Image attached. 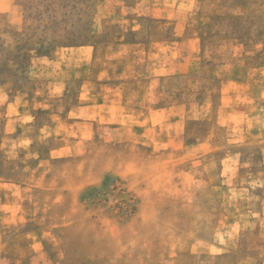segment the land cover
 I'll return each mask as SVG.
<instances>
[{
	"label": "rangeland",
	"instance_id": "obj_1",
	"mask_svg": "<svg viewBox=\"0 0 264 264\" xmlns=\"http://www.w3.org/2000/svg\"><path fill=\"white\" fill-rule=\"evenodd\" d=\"M0 5V162L22 168L17 183H26L51 256L72 264H193L202 257L195 243L231 225L244 229L237 245L252 246V229L264 227L252 225V197L264 194V143L252 147V115L261 110L250 103L249 119L234 112L232 123L221 110L235 104L224 101L227 90L239 91L242 104L264 86V0ZM86 49L94 50L90 63ZM44 56L66 57L60 75L72 81L70 91L48 89L60 69ZM113 72L139 87L127 115L178 106L194 116L154 129L68 119L89 76L74 74ZM15 98L20 114L11 118L6 103ZM43 125L56 128L40 135ZM26 127L30 138L15 137ZM202 143L203 152L187 148Z\"/></svg>",
	"mask_w": 264,
	"mask_h": 264
},
{
	"label": "crops",
	"instance_id": "obj_2",
	"mask_svg": "<svg viewBox=\"0 0 264 264\" xmlns=\"http://www.w3.org/2000/svg\"><path fill=\"white\" fill-rule=\"evenodd\" d=\"M1 6V5H0ZM94 49V48H93ZM173 47L168 50L167 54H173ZM81 52V51H79ZM85 55H92L90 57V63L93 53H90L88 49L85 50ZM48 57L50 60V67L60 69L55 78H49L46 83H48V89L58 90L64 89L70 91L72 86V81L62 77L60 74L63 73L65 69L66 57L59 58L58 56L54 59ZM81 60V55L76 58V62ZM84 74H88L87 78H83L82 83L78 86L79 101L73 108L68 110L67 118L72 119L73 114L75 118H80L84 121L79 122L82 125H88V122H148L151 124H143V126H138L139 129H154V126L176 125L179 120H188L193 114L190 109L182 110L178 106H168L164 108H153L147 112L137 110L136 113L129 114L128 110V100L133 97L135 90L133 86H126V82H118L117 80L126 79V73H75L74 78L80 79ZM92 74V75H91ZM104 74V75H102ZM153 75L155 79L156 76H160L161 73H155ZM166 74V73H165ZM169 74V73H168ZM96 75V76H94ZM99 75V76H98ZM231 86L242 88V82L231 81L228 82ZM139 90V87H135ZM261 91H258V96L252 93V97L243 98V101L247 103H237L236 99L243 97L239 91H229L224 95V101H229L234 103V105H228L224 107H230V110H225L223 108L224 118L232 123L236 119L234 117V112H238L239 121H246L249 119V104H252V109L261 110L260 116L252 115V147L258 146V143L262 145L264 143V86H260ZM255 89V88H254ZM226 91V90H225ZM225 92L223 91V94ZM255 93V92H254ZM138 96L140 94L137 93ZM242 95V96H241ZM118 97V99H117ZM139 98V97H138ZM18 99H12L6 103V111L8 116L11 118L15 114L19 113ZM116 105H122V110L120 114ZM49 107L47 106V109ZM58 112V111H57ZM62 112V111H60ZM77 120V119H72ZM56 126L43 125L40 127L39 134L48 131H54ZM236 129L235 126L232 127ZM30 128L26 127L23 132L16 134L15 137L19 139H28L32 135L29 133ZM249 133V130L247 131ZM248 135V134H247ZM202 143L199 148L195 149V145L187 146L189 151H202ZM261 147L264 153V145ZM205 154V153H204ZM13 164V165H12ZM13 168L9 167L6 162H0V260L3 263L0 264H72L62 256L53 257L48 252V246L43 236V230L38 228V225L32 220V210L31 203L29 202L28 195H26V183L20 182L16 177L15 171H19L22 168L15 166L11 163ZM15 167V169H14ZM23 167V166H22ZM14 169V170H12ZM27 168H24L26 171ZM25 187V188H24ZM252 200H255V204L252 207V225H256L257 221L260 220L262 226H264V194L263 196H253ZM261 206H259V204ZM244 229H236L235 226L231 225L228 229H215L213 237L208 240H200L196 244V253L202 257L198 262L193 264H215V262H208L209 258L213 260H223L230 259L226 264H264V227H254L252 229V246H245V249H241L236 242L238 236L243 233ZM206 260V261H205Z\"/></svg>",
	"mask_w": 264,
	"mask_h": 264
}]
</instances>
